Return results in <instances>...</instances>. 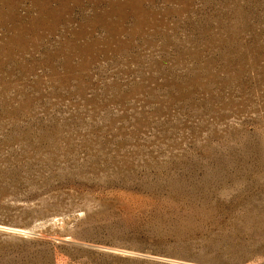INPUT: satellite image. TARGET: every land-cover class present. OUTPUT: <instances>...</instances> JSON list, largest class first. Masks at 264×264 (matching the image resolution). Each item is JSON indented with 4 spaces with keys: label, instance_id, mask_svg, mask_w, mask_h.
I'll use <instances>...</instances> for the list:
<instances>
[{
    "label": "rangeland",
    "instance_id": "rangeland-1",
    "mask_svg": "<svg viewBox=\"0 0 264 264\" xmlns=\"http://www.w3.org/2000/svg\"><path fill=\"white\" fill-rule=\"evenodd\" d=\"M0 264H264V0H0Z\"/></svg>",
    "mask_w": 264,
    "mask_h": 264
}]
</instances>
